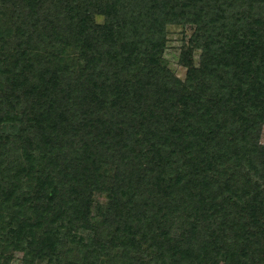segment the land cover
<instances>
[{
    "label": "trees",
    "instance_id": "16d2710c",
    "mask_svg": "<svg viewBox=\"0 0 264 264\" xmlns=\"http://www.w3.org/2000/svg\"><path fill=\"white\" fill-rule=\"evenodd\" d=\"M262 125L264 0H0V264H264Z\"/></svg>",
    "mask_w": 264,
    "mask_h": 264
},
{
    "label": "rangeland",
    "instance_id": "374dc122",
    "mask_svg": "<svg viewBox=\"0 0 264 264\" xmlns=\"http://www.w3.org/2000/svg\"><path fill=\"white\" fill-rule=\"evenodd\" d=\"M194 29L193 24H168L165 26V48L163 51V58L166 66L178 78H183L185 69L178 63V55L181 47L186 46L189 36ZM194 64H197L198 50L194 49L191 53ZM258 142L262 147V157H264V125L258 136ZM93 205L104 203L105 199L102 194L94 193L92 196ZM95 211L94 209H92ZM11 253V260L8 264H20L22 251L20 248H13Z\"/></svg>",
    "mask_w": 264,
    "mask_h": 264
}]
</instances>
